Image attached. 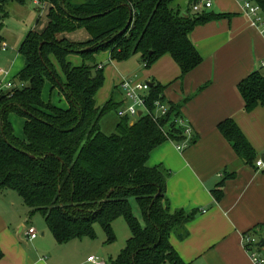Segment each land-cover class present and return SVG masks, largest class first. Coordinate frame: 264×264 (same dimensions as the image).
<instances>
[{
    "label": "trees",
    "instance_id": "16d2710c",
    "mask_svg": "<svg viewBox=\"0 0 264 264\" xmlns=\"http://www.w3.org/2000/svg\"><path fill=\"white\" fill-rule=\"evenodd\" d=\"M251 1L264 17V0ZM40 2L50 4L47 24L41 31H29L21 41L18 53L26 64L12 78V90L0 91V194L15 191L30 214L42 215L58 243L92 237L95 222L110 234L111 221L122 216L131 237L112 264H186L169 237L172 233L180 239L187 235L185 225L196 209L171 211L165 195L168 170L146 164L156 146L166 141L181 144L187 138L184 126L177 121L183 118L182 104L167 102L165 87L153 83L146 99L150 113L144 112L132 123L128 117L119 118L114 131L104 133L102 118L118 107L111 101L96 104L95 96L104 80V67L96 55L106 51L115 61L139 55L148 68L169 54L183 77L202 61L189 38L192 29L225 14L205 10L190 13L187 9L183 15L171 6L174 0ZM197 2L189 0L188 5ZM13 4L23 5L25 0H0V46L4 21ZM79 29L88 33L87 40L74 42L64 36ZM51 54L63 79L52 67ZM69 54H77L81 64L72 66L67 61ZM46 79L59 87L66 108L43 101ZM238 90L245 112L264 108V75L258 70L243 79ZM156 100L166 102L168 110L154 119ZM11 112L24 118V140L14 135L8 118ZM218 130L243 164L256 167L257 152L233 119L221 121ZM188 139L190 146L197 136L192 133ZM222 183L212 191L216 200L222 196ZM130 199L137 203L144 224L134 216ZM247 232L262 236L264 226L256 225Z\"/></svg>",
    "mask_w": 264,
    "mask_h": 264
},
{
    "label": "crops",
    "instance_id": "0c3cea01",
    "mask_svg": "<svg viewBox=\"0 0 264 264\" xmlns=\"http://www.w3.org/2000/svg\"><path fill=\"white\" fill-rule=\"evenodd\" d=\"M209 1L211 6L202 11L225 16L192 29L189 38L202 61L183 77H180V69L169 54H164L148 68L144 67L139 55L119 62L110 59L107 54L110 62L121 66V80L136 77L148 82L149 86L153 83L164 86L165 100L182 104L181 114L197 136L194 144L180 150L172 141L163 142L151 150L146 163L149 167L162 165L168 170L165 195L171 211L196 209L194 217L185 225L187 235L180 239L172 233L169 237L176 253L186 264H253L244 250L242 235L256 225L264 226V172L238 159L230 143L219 132L218 124L225 119H233L258 157L264 155V108L245 112L238 90L239 83L252 71L258 70L264 75V32L245 14L239 0ZM34 4L47 11L50 7L47 2ZM188 4L189 0H174L171 6L185 15L187 9L193 13ZM47 21L46 17V24ZM4 43L5 36L3 47ZM19 55L14 58L15 61ZM25 64L24 59L22 66L14 70L17 71L15 76ZM14 75L2 84L10 83ZM119 82L115 87L119 91L118 101H113L112 95L109 98L117 107L124 104L123 92L117 87ZM203 85L205 87L198 91ZM117 122L111 131H114ZM222 181V196L216 200L212 191ZM137 209L140 212L138 205ZM35 213L30 214V209L15 191L6 190L0 194V264H74L73 254L69 251L76 248L75 242H84L83 237L93 238L95 223L103 228L100 222H95L92 237L83 236L58 243L41 214L44 226L35 220L32 222ZM114 220L110 223V234L104 230L107 242L116 240L111 227ZM123 220L129 230L125 229L130 234L129 240L131 231ZM28 226L36 227L40 232L34 239L27 237ZM61 248L67 252L61 251ZM123 248L116 247L113 253H107L110 264ZM94 252L102 254L99 250H87L86 259L76 264L88 262L87 258ZM113 255L116 257L113 258Z\"/></svg>",
    "mask_w": 264,
    "mask_h": 264
},
{
    "label": "rangeland",
    "instance_id": "374dc122",
    "mask_svg": "<svg viewBox=\"0 0 264 264\" xmlns=\"http://www.w3.org/2000/svg\"><path fill=\"white\" fill-rule=\"evenodd\" d=\"M201 2L203 3V0H201ZM8 11H9L8 17L5 18L4 26H3V34L5 36V43H4L5 46L4 47L2 45L0 46V71H2L0 73V87H2L1 90H4V91L12 90L13 84L10 82L11 87L5 88L4 86L6 85L2 83H4L5 79H7L9 76L10 77L13 76L17 72L14 70H18L24 63L23 56L19 55L17 52V49H18V46L21 40L24 39V37L29 31L31 30L41 31L44 28V26L46 25V12H47V10L44 9L42 6H36L33 0H25V4L23 5H18V4H15L13 6L11 5L9 6ZM36 19H39L38 24L36 23ZM263 21H264V17H263ZM64 36L67 38V40L74 41V42H80L88 38V33L84 29H79L70 34L68 33V36H66V34ZM18 55H19V58L15 61L14 58L18 57ZM96 56H97L96 61L99 63H102L104 67L103 68V77H104L103 84H102V87L97 91L96 96H95L98 106H102L105 102L111 101L109 99L111 95L113 96V101H118L119 91H117L115 87H116V84L122 78V72H121L122 68L116 63L109 61L108 54L106 51H101ZM49 60L52 63V67L54 71L56 72V74L60 77V79H63L62 71L56 61L55 56L52 54L49 55ZM67 61L72 66H78L81 64V58L77 54H69L67 56ZM7 72L9 73V75H7L6 77ZM117 87L121 89L119 84ZM59 90L60 89L58 86L53 87L51 85V82L46 79L43 90H42V94H41L43 101L50 102L52 105L57 106V107L66 108L68 106L67 101ZM114 105L116 106V104ZM104 116L105 117L102 118L100 126L102 130L105 131L106 134H110L113 132L111 130L113 128L115 121H118L119 119L116 116L114 110L109 111ZM8 118L13 127L14 135L17 138L24 140L25 138H24L23 130H22L24 118L20 117L14 112L9 113ZM135 119H136L135 117L129 118V121H134ZM257 158L261 159V157H257ZM8 193H12V192L9 191ZM130 205L132 206V210L134 214L136 215V217L138 218V220L142 224H144L141 212L138 211L137 205L135 204L133 199H130ZM31 220L32 222L33 220H35L40 225L44 226L43 218L38 213H35L32 216ZM111 227H112V230H114L113 233L116 239L115 242H114V239L110 242H107L108 241L107 234L104 231V229L100 226L99 223L94 224L95 236L93 238L83 237L82 239H84L83 240L84 242H78L75 240L76 248L69 251L73 254V260H74L73 263L76 264L77 262H81L85 260L86 259L85 251L99 250L102 254L94 252V253H91L93 254L91 256H94L99 260L101 259L104 260L105 264H110V259L107 253H113L112 250H114V248L116 247L123 248L126 245V241L128 240L127 238L130 235L129 233L125 232V229L128 230V228L123 218L121 217L115 219L112 222ZM37 232L40 233L38 230ZM259 237L261 236L259 235ZM84 243H87V245L85 246ZM60 250L67 252V250L63 248H61ZM60 250H58L57 253H59ZM116 255H113V258H115ZM114 260H112V262H114ZM83 264H90V263L86 262Z\"/></svg>",
    "mask_w": 264,
    "mask_h": 264
},
{
    "label": "built area",
    "instance_id": "2783aa9c",
    "mask_svg": "<svg viewBox=\"0 0 264 264\" xmlns=\"http://www.w3.org/2000/svg\"><path fill=\"white\" fill-rule=\"evenodd\" d=\"M36 3H39L40 0H33ZM242 6L243 11L245 14L250 17L253 23L259 24L261 27L262 32H264V21L262 17V13L260 7L253 3L251 0H239ZM41 3V2H40ZM211 6V2L209 0L203 1V3L198 1L194 3L191 8L193 12H199L203 8H208ZM144 65V63H143ZM145 66V65H144ZM119 85L123 92L124 96V104L123 106H119L116 110V114L118 118L128 117V118H137L138 116L148 112L146 108V99L149 91V84L146 81L137 80L136 77H124L120 82ZM5 88H10L11 84L8 83ZM3 87V88H4ZM2 87H0L1 90ZM154 110L155 114L153 118L155 119L157 115H163L168 110V105L164 102L156 100L154 102ZM140 113V114H139ZM152 116V114H151ZM177 121L181 123L185 128V135L187 138L181 144H176L177 148L183 149L187 147L188 138L190 137L192 131L191 127L186 123L184 118H177ZM257 168H261L264 170V162L262 159H258L255 162ZM26 234L28 239H34L37 236V231L34 227L28 226L26 228ZM264 239V235L261 237L257 235H253L250 232H246L242 235V243L244 250L246 251L249 259L253 264H264V247L258 246V242L260 239ZM87 261L91 264H104L102 260L97 259L94 256H89Z\"/></svg>",
    "mask_w": 264,
    "mask_h": 264
},
{
    "label": "water",
    "instance_id": "95a60500",
    "mask_svg": "<svg viewBox=\"0 0 264 264\" xmlns=\"http://www.w3.org/2000/svg\"><path fill=\"white\" fill-rule=\"evenodd\" d=\"M261 159L264 162V155H261ZM258 246L264 247V239L263 238H261L260 241L258 242Z\"/></svg>",
    "mask_w": 264,
    "mask_h": 264
}]
</instances>
